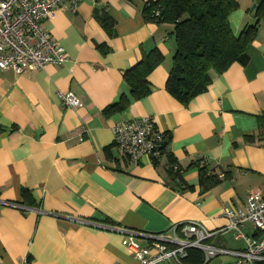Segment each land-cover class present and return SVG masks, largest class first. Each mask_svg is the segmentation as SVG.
<instances>
[{
	"label": "crops",
	"instance_id": "1",
	"mask_svg": "<svg viewBox=\"0 0 264 264\" xmlns=\"http://www.w3.org/2000/svg\"><path fill=\"white\" fill-rule=\"evenodd\" d=\"M145 1L80 0L74 11L66 0L43 26L67 62L21 75L0 69V264H139L126 231L169 234L189 222L216 232L208 245L245 248L222 211H244L250 193L264 195V20L241 59L185 105L166 90L174 25L148 20ZM258 1L237 0L235 35L257 22ZM97 12L113 20V35ZM154 49L165 61L149 76L151 93L134 100L125 72ZM67 93L82 106H65ZM123 95L128 108L107 114ZM144 117L169 143L158 161L135 165L118 153L114 127ZM245 233L260 236L251 223ZM200 256L189 250L185 264H203ZM236 262L221 255L211 264Z\"/></svg>",
	"mask_w": 264,
	"mask_h": 264
},
{
	"label": "built area",
	"instance_id": "2",
	"mask_svg": "<svg viewBox=\"0 0 264 264\" xmlns=\"http://www.w3.org/2000/svg\"><path fill=\"white\" fill-rule=\"evenodd\" d=\"M64 1L0 0L1 70H12L21 75L27 70L61 66L67 62L66 50L43 26L54 17ZM71 2L76 11L80 0ZM145 5L150 7L151 3L146 0ZM159 14V10L153 9L151 17ZM60 98L65 106H82L73 93L60 94ZM114 135L118 153L135 165L145 157L152 160L162 157L165 135L151 117L123 121L114 127ZM222 216L229 222L225 230L232 232L236 241L245 244L242 251L234 252L206 244L216 232L207 230L198 222L185 223L169 234L146 235L126 231L129 235L128 247L139 264H185L189 250L201 251L205 257L203 264H211L221 255L235 256V264L264 263V195L252 192L248 195L246 210L225 208ZM247 223L256 227L260 232L259 237H250L245 233ZM141 237L153 242L142 246L138 239Z\"/></svg>",
	"mask_w": 264,
	"mask_h": 264
},
{
	"label": "trees",
	"instance_id": "3",
	"mask_svg": "<svg viewBox=\"0 0 264 264\" xmlns=\"http://www.w3.org/2000/svg\"><path fill=\"white\" fill-rule=\"evenodd\" d=\"M150 7L144 8L145 17L157 23L174 25L176 53L166 83V90L179 102L188 104L193 98L205 93L212 83V73L222 74L233 63L239 61L247 46L257 36L258 27L264 20V0L255 6L257 22L246 27L240 35H235L229 16L239 5L237 0H148ZM153 9L160 11L159 16L151 17ZM102 27L113 35L114 22L103 12L96 13ZM165 61L164 55L154 49L145 54L141 61L125 72L124 79L131 90L134 100H140L151 93L149 76ZM130 99L123 95L119 102L105 112L125 111ZM162 156L166 153L169 137L165 134ZM159 160V159H158ZM155 160V161H158ZM176 161L171 159V172ZM202 169V182L205 181ZM213 182L218 177H212ZM23 203L34 205L27 190L22 191ZM193 251V250H192ZM191 252V251H190ZM188 260V259H186ZM200 256L199 262H203Z\"/></svg>",
	"mask_w": 264,
	"mask_h": 264
}]
</instances>
